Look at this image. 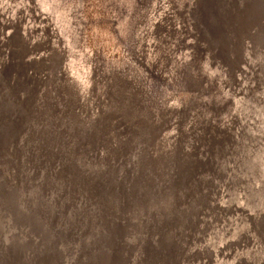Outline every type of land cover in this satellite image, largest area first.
<instances>
[{"label": "rangeland", "instance_id": "1", "mask_svg": "<svg viewBox=\"0 0 264 264\" xmlns=\"http://www.w3.org/2000/svg\"><path fill=\"white\" fill-rule=\"evenodd\" d=\"M77 1L78 0H68V1L67 0H60V1L59 0H0V104L1 101L6 100L7 102L9 99H10V104L15 103L14 107L13 106L10 107V111L6 119L12 121L15 120L14 122L16 123V118H17V120H19L20 122L19 125L17 126V131H18L17 138H14V140H11L9 138L8 140L5 139L3 140V142L2 141L0 142V146L2 145L3 147V150L0 148V152L2 153L1 156L4 155V157L0 158V167H1L0 168V201H3L2 199H4L2 191L9 193V196L7 197L8 199L10 198V203L8 201L9 210L11 211L13 210L15 212V217L19 218L17 219V221L14 222V224L12 222L11 216L7 217V221H5V217H3V215H5L6 211L4 208L0 206L2 208V209L0 208V215L2 217V220L0 219V253L2 254L6 253L7 255L10 254L12 258L10 260L14 261V259L15 260L18 259L17 260L18 264H95V263H91L90 262L91 260L89 258L90 257L89 254H91L92 251V246L93 248L100 246L98 251L99 254L100 252H103L102 250L105 251V249L108 248L109 254L111 253L115 261V262L112 261V264H154L152 263L154 262V260H156L155 264H239L240 259H238V257L241 256L240 250H243L244 248H246V251L248 252L245 253L247 255V258H251L252 256L251 251L254 250L263 253L264 233L260 227L264 226L263 224L264 217L262 216L259 217V214L257 213L262 210L264 203L262 204L260 203V205L256 207H251L249 203H248L249 205L247 204V206H244L245 201L248 200L247 196L250 192L248 188L250 187L252 188L253 191L256 190V193H258L260 187L261 176L259 178L258 174L256 175L251 173L250 170L249 169H248L249 171L246 170L245 167L246 156H248L254 150V137L252 136L253 126L249 125L248 128H245L244 123H242L241 121L240 122L237 121L235 124H233V133L235 134L236 139L234 138L233 140H231V142L229 141L230 145L234 147L231 148L228 146L225 152H223V156H217L214 159H212L213 154L209 150V148L213 146L211 143L212 138H210L211 130L214 129L215 131L216 129L221 130V127L225 126L226 121L231 116L233 121L236 120L237 101L235 100L236 98H234L233 95L235 94V91L238 90L237 88L239 86L236 82L231 80L232 79L231 77L234 75V73L237 72L236 70L237 67H235L237 65V61L235 65L234 58L235 60H237L239 55H242L243 52H245L246 55L249 54V56L255 54V45L252 36L250 37L242 34L238 38L237 32L234 29L236 27L235 25L236 24L235 17L237 16L236 7L240 5L243 2V0H219V3L216 2L218 7V12L220 15L223 9H225V10H229L232 13V16L233 14L235 16L232 20H230V19H226V15L224 14L222 15L223 17L222 27L219 29L220 32L218 33L219 34L217 38L218 40L211 37V34L207 33L206 31L202 32L196 28L197 17L194 18V16H196L197 14L196 12L197 0H183L185 4H187L186 5L187 7L180 0L177 1L176 0H124V1L123 0L121 1L91 0V2L90 0H79L78 2ZM99 2L101 3V5ZM194 2H195V6H194ZM79 3L83 7L80 6ZM86 3H88V5ZM75 4L78 5L79 7L77 6L76 8ZM180 4L182 6H180ZM85 6L87 7L85 8ZM179 7L181 8L178 10ZM192 7H194V9H192ZM69 9L72 10L69 11ZM77 10L79 11L77 12ZM232 10H235L234 13ZM145 11L148 12L145 14ZM94 12H96V16ZM176 12L179 14H177ZM78 13L81 14L78 15ZM115 13L120 16L116 15ZM154 15L156 17H154ZM187 15H189L190 17ZM71 17L74 18L70 19ZM92 17H96V18H92ZM107 18L108 20H106ZM162 18L164 20H166L167 18L168 22H170V24L172 23V25L168 28L160 25L161 24L160 21L162 20ZM187 18H189L190 20H188ZM91 19L93 20L96 19V20L92 21ZM142 19L145 20L141 22ZM194 20H196V23L194 22ZM104 21L107 23H104ZM120 21L126 23L127 27L125 26V24H122V22ZM16 22L19 23V26L17 25ZM66 22H68L69 24ZM131 22L133 25H131ZM134 22L137 24L136 26L134 25L135 24ZM150 22H151V26H154V28H158L157 29L158 32H161V30L165 29L163 30L164 32L162 31V34L164 35L163 38L164 40L167 41L169 39L168 43L167 41L166 42L164 41L167 44V46L166 44H159L156 42L159 45L155 44V46L157 45L158 48L154 49L153 50L154 52L151 53V56H153L151 57L152 59L150 57H149L150 59L146 58V55L143 53L141 55V49L144 47L143 41L146 38V32L149 26L148 23ZM76 24L79 27L73 26ZM63 25H64V29H63ZM90 25H92V27ZM65 26H67V28ZM176 26H178V29ZM93 28H95V32ZM142 28L145 29L143 30ZM174 28L176 31H174ZM96 29L98 32L96 31ZM119 29L121 30L119 31ZM141 29L143 30L142 33L140 32ZM180 29H182V31H180L181 33L179 32ZM103 30L106 32H103ZM188 31L190 33H188ZM192 31L194 32L193 33L194 37ZM130 32H131L130 36L132 37L129 36ZM132 32L136 34H133ZM86 33L88 35H84ZM96 33L97 35H95ZM167 33L168 35L166 36ZM204 33L206 34L204 35ZM184 35L186 36V38L184 37ZM64 36L66 38H63ZM155 36L157 37V35ZM169 36L172 37L169 38ZM78 37H80V39L82 40L80 41ZM99 37L100 38L103 37V38L100 39ZM92 38L94 40H92ZM130 38H134L135 41L134 39H130ZM140 38L142 39V42ZM183 38L185 41L182 40ZM103 39H105L106 41ZM229 39H231V42L229 41ZM156 40L159 41L158 38ZM177 40H181L182 45L180 43L181 41H177ZM92 41L94 44L90 45ZM132 41L134 42V45ZM192 41H194L195 43ZM43 42L44 44L42 45ZM113 42L114 45L111 44ZM125 42H127L126 44L128 46L125 44ZM185 42L186 44L187 43L188 44L191 43V44L187 46ZM175 43L176 44L178 43V45H176ZM135 44H137L139 48ZM105 45L108 46L109 48H106ZM232 45L235 46V51L231 50ZM168 46H170V48L174 46L175 48L173 47L174 48L173 50V48L170 49L168 48ZM180 46L184 49H181ZM112 47L115 49H113ZM192 47L194 48L192 49ZM188 48H190V50H188ZM96 49L97 51L95 52ZM123 49L126 50L124 51ZM168 49H170L171 52ZM103 50L106 52H104ZM119 50L122 52H120ZM160 50L163 51L164 54ZM184 50H187L188 52L185 51L184 53ZM192 50H194V52ZM83 51L85 53H83ZM125 52L126 53L128 52L126 54L128 57L125 55ZM155 52H157V56ZM168 52L170 53V55ZM191 52L195 53L194 54L195 56ZM138 53L140 56L138 55ZM179 53H181V55ZM159 54H161L162 57ZM171 55H173L172 56L173 59L171 58ZM106 56L108 61L106 60ZM110 56L111 58H109ZM119 56L121 58L126 56L124 57L126 59L124 58L120 59ZM158 56H160L163 59L160 58L159 60ZM179 56H181V58ZM185 56L186 57L189 56L190 58L189 57L186 58ZM82 57L83 60L81 59ZM131 57H133V59H131ZM174 57L175 58L177 57L176 59L179 58L178 60L175 59V62L177 63L173 62ZM114 60H116V62ZM120 60L124 62L122 63V61ZM132 60L134 61L133 63ZM193 60L194 62H192ZM197 60L198 62H196ZM7 61L8 63L9 62L11 63L14 71H11L7 75H5L6 73H1L2 71L1 66L3 63L5 64ZM109 61L113 65H111ZM154 61L158 62L159 64H162L164 62V64L158 66L159 64ZM189 61L190 63H188ZM113 62L115 63V65ZM178 62H179V67H178ZM186 63L188 64V66ZM205 64H208V66H206ZM232 64H234V66ZM116 65L117 67H115ZM121 66H123L124 69ZM156 66L158 67V69ZM102 67L104 70L102 69ZM118 67L120 69L123 70L126 69V70L125 71L120 70ZM138 67H140L141 70L137 72V70H139ZM180 67L181 69L186 68V71L184 70L183 72V69L181 71ZM232 67L235 68L232 69ZM160 68H162L161 72H159ZM151 69L154 71H152ZM109 70L112 72H107ZM120 71L121 72L123 71L122 74ZM177 72L179 73L177 74ZM186 72H187L186 75H180V73L185 74ZM113 73L116 74L114 75ZM159 74H161L162 76ZM109 75L113 79H111ZM171 75H173V77ZM248 75H249V71L247 67H245V70L244 72H242L241 75L243 82L241 86L245 84L244 80L247 79L246 77ZM193 76H195V78H193ZM120 77L121 78L123 77L124 79L123 78L121 79ZM137 77L138 79L136 80ZM140 78L141 80H139ZM167 78H169V81ZM120 79L121 81L124 80L125 82L124 85L121 84V81H119ZM8 80L9 81L14 80V86H12V88L6 86L5 82H7ZM125 80L126 81L128 80V83ZM132 82H134L133 85L136 83L134 86H136L135 88L137 89V91L136 89H134ZM232 83L235 84L234 87ZM130 85H132V87ZM68 86L74 87V91L72 93L73 95L72 94L68 95L65 92L63 93V90H65ZM121 86L124 87L122 88ZM162 87L165 88L162 89ZM130 88L133 89L131 90ZM141 88L144 90H142ZM165 89H167L168 91H166ZM138 90L140 91L141 94L139 93ZM153 90L155 93H152ZM157 90H159L160 94ZM174 90L177 93H174L175 92ZM178 91L180 92L182 91L181 95L180 92L178 93ZM146 92H148L147 93L148 95L146 94ZM165 94L167 96L169 94V96L167 97ZM174 94L176 95V97L174 96ZM65 95L68 96L65 97ZM152 95L154 97H151ZM90 96L92 97L90 98ZM157 96L160 97L159 98L160 100L158 99ZM161 97L164 99H162ZM78 99L83 103H88L89 107L87 106L86 108L87 110L89 109L91 110L90 106H92V110L89 111L90 119L91 116L92 117L98 116V114L100 116L101 113L108 106L111 107L118 106V111L121 110L120 113H122L123 119H125L126 121L123 123L121 122L120 124V122L118 121L119 117L117 119V116L115 115L113 116L112 122L118 121L119 125L123 127L114 128V125L112 123L111 125L112 130L110 129V131H112L110 132L111 140L105 142L106 145L104 144L103 140L102 141L99 140L97 142H93V141L91 142V140H85L84 138H82V135L79 134L77 128L72 126L73 128L72 129L71 126H66L65 123L67 122L65 121L68 119L72 120V118L73 119L75 118L76 122H79V120L81 119L79 116H73L75 113L74 110H72L71 108L68 109L69 107L68 108L65 107L66 105H69V103L71 105L73 104L74 106H76L75 101H78ZM161 99L164 102L161 101ZM185 99L186 101L188 99L189 100L186 102ZM140 100L142 102H140ZM180 100L182 101V103ZM175 101L177 102L180 101L179 103L181 104L177 102L175 103ZM217 101L219 104L217 103ZM158 102L159 103L161 102L163 104L160 103L161 104L160 105ZM167 102H169L170 104ZM173 103L180 105V108L177 106L175 108H178V110L175 109L174 108L175 104L173 105ZM154 104L155 105L157 104L156 107ZM148 105L150 107L151 105L152 106L154 105L155 108L153 107L150 108L148 107ZM23 106H28L27 107L28 109H25ZM48 106L49 108H46ZM171 108H174V110ZM132 109L135 110V112H133ZM193 110H195V112L198 113V115L195 112H193ZM79 111H80V115L83 116L85 111L84 112L83 110H79ZM118 111L114 110L113 112L118 113ZM192 112L193 114L195 113L196 117H198L197 119L200 118L198 120V125L199 128L202 129L201 130L202 133L200 137L201 139L198 141V146L196 148V154L197 156L198 154L202 155L201 153H203L202 151L203 146L205 149L207 148L205 156L211 157L212 165L210 168H208L207 166H210V163L208 162V164L205 166L207 167V174L205 175L206 180L203 183V185H201L202 187L201 193L203 196L200 195L199 198H197L198 201L197 204L195 205L194 210H192L191 208L192 211L189 210L186 212V214L187 213L189 214L191 212V217H192L191 219L193 220L190 219L186 224L184 223V226L180 230V235H179L181 237V238L179 237L180 246L174 248L173 246L166 245V247H171L170 249H172L173 251L171 253H165L162 257H159L160 252L158 251L162 248L159 246L160 242L161 244H163L162 240L165 243H167V241L166 239H164L163 230H162L163 227H161L160 225L161 222L155 219L156 218L155 213L158 211V208L153 207L151 205L146 206L144 202L142 203L143 205L139 204L140 202L136 205L133 204L134 206L129 205L130 209H126V208H123V210L119 209V211H116L117 214H114L113 212H112L113 214L111 212L106 213L105 215L107 216L105 218L102 217L100 218L101 220L98 218L97 220L94 221V224L88 223L89 221L86 220L85 217H80L77 220L71 221L69 225L71 229L66 228L67 219H70L68 212H70V210H72L73 207L72 205L67 206L68 202L64 204V207L67 206V208L65 210L66 212H63V216H60L59 214H57V212L54 211L55 205L59 200L57 199V195H58V189L56 188L57 184L56 185L53 184L54 183L53 181L57 180V175H58L57 172L61 171L64 165L66 166L71 165L72 167L75 165V163L77 164L81 163L84 166L90 167V169L98 168L97 171L101 169V171H103L102 173L103 175L104 174L107 175L109 172L112 171V169H115L117 173L115 174L116 177L121 178V183L122 184L124 183L125 188L127 189V186L129 185L127 182L129 178L128 172L131 171L130 167L132 166L131 169L134 170L138 168L137 162L138 160L139 162H141L140 160L142 157V154L140 152L141 150H144L147 145V142L145 141L144 138L146 137L148 138L149 134L147 135L146 131H148V129L149 131H155L156 132L155 134H157L159 137L157 135L155 136L158 137V139L161 138L160 140H162L163 139L162 135H164V133L172 134L174 132H177V127H178L176 126L177 122L178 121L181 122L180 119H184V117L185 118L188 117V115ZM146 113L147 115H145ZM170 113L172 115L171 117H168L169 118V120L167 119L168 122L166 121L167 123H163L164 117ZM184 113L186 115H184ZM137 114L140 116H138ZM156 115L158 116L159 119L157 118ZM223 116L226 119L223 118ZM85 117L86 118H84L83 121L88 122L89 118L86 115ZM142 117L145 120H143ZM148 119L150 121H148ZM210 119L213 120V123L212 120ZM3 120L4 118L2 115V110L0 108V124H3ZM129 121L131 122V125L136 128V130L133 129L130 130L126 127L129 125ZM153 122L155 126L152 125ZM199 122L201 124H199ZM214 123L216 124L214 125ZM162 124H167V125H165V127L163 128H160ZM210 124L213 126H211ZM174 127L175 129H173ZM213 127L215 128L213 129ZM162 130H167V131H162ZM157 131H159V133ZM117 137L118 140L119 138L121 140V141L119 140L118 145L117 143H115V141H113L114 138ZM156 137H154L153 140L156 139ZM167 139L166 138L163 139L162 143L164 142L165 145L161 143L162 144L161 147H163V149L161 148V150H166V149L170 150L171 148L169 147L171 146L173 147V145H171L173 140L169 139V143L171 142V144H169ZM110 141L114 144L109 143ZM31 145H34V147H32ZM157 145L159 146V143L158 144L155 143L151 146L150 148L151 151L153 149L156 150V151L153 150L151 153L153 152L154 154L157 153V148H155V146ZM163 145L165 146V148ZM46 146L47 148L44 149ZM81 146H83L84 148ZM24 147H26L27 150L26 152L28 153L24 156L25 158L21 159L19 157L20 156L19 151H21L22 148L24 149ZM235 147H236V151H235ZM241 147L246 148V150H244L242 154L238 153V150H240ZM51 149H53L54 152H50ZM102 149H104V152H102L103 151ZM49 152L50 154H47ZM91 153L94 154L93 155L94 157L91 156ZM115 153L116 156H114ZM96 156L97 158L95 159ZM26 157H29L28 162L25 165H22L23 162H25V160L27 159ZM79 158L82 161L79 162L78 161ZM103 158L104 159L106 158L105 160L107 161H105ZM2 160H4L3 163ZM109 162H111V164ZM263 164H264V151L260 154V165L262 166ZM90 174L91 172L89 171L85 172V174L82 175L81 179L83 181L87 179H90V181L91 180L98 181L101 179L99 174H96V176L91 175V177L93 178H90ZM262 178L264 179V175L262 176ZM50 179L51 182L47 183V180L50 181ZM142 180L143 179L141 178V181ZM208 182H210V184H208ZM94 186L91 189L93 192L90 195L95 194L96 196V194H98V190L97 192H95L97 187L96 185ZM253 187L256 189H254ZM149 191L151 193L152 199L153 197L157 198L160 195L158 193L157 188L154 186L150 188ZM161 191H163V187L161 188ZM10 195H12V198L10 197ZM87 197L90 196L88 195ZM95 199L96 198L94 197L93 200L88 199V201H85L84 204L81 205L82 207H79V209H82L83 211L81 213H85L86 215H88V213H91L89 210L95 208L96 204L93 203L97 201ZM98 199H100L99 196ZM261 199H264L263 194L261 196ZM81 200L82 198L78 201L74 200L77 206L81 203ZM49 202L50 203L52 202L51 203L52 206ZM64 207L63 206L61 207L62 210L64 209ZM132 209L134 210V212ZM34 210H40L42 213H44L45 216H49V217L54 213L53 224H52L53 225L52 233H54V240H53L54 243H52V249L49 252L41 251L39 243H41L42 241L41 239L39 241V238H36L34 235L31 234L32 226H30L31 223L29 221V218L25 217L24 219H21L22 216H25L26 213L30 211L34 212ZM263 211L264 209L260 213L264 214ZM102 213L103 212H101L100 214L102 215ZM176 223L177 221L174 222V225ZM10 225L13 226L10 227ZM250 226H251V230H254V232L251 233L252 241L248 240L246 242V246H244V241H246V237H244V233L246 232L248 227L250 229ZM252 227L255 228L253 229ZM79 228L81 229L77 231ZM100 237L107 238L106 240H104L105 244L102 246L99 245ZM31 238H34L35 242ZM23 243H27V246H25L24 244L23 245L24 247H22ZM243 251L245 252V250ZM2 254H0V256Z\"/></svg>", "mask_w": 264, "mask_h": 264}, {"label": "bare ground", "instance_id": "2", "mask_svg": "<svg viewBox=\"0 0 264 264\" xmlns=\"http://www.w3.org/2000/svg\"><path fill=\"white\" fill-rule=\"evenodd\" d=\"M60 1V0H59ZM68 1V0H67ZM79 1V0H78ZM77 1V2H78ZM114 1V0H113ZM118 1V0H117ZM121 1V0H120ZM124 1V0H123ZM177 1V0H176ZM175 1V2H176ZM182 3H184L185 4V2L183 1V0H180ZM250 1V3H252V1L253 0H249ZM64 2V1H63ZM90 2H91V0H90ZM98 2V1H97ZM105 2H107V1H105ZM180 2V3H181ZM187 2V1H186ZM192 2V1H191ZM202 2V0H197V3H196V6H197V14H196V16H194V18L195 17H197V23H196V20H194V22L196 23V28L197 29H199V31H206V32H209V26H210V24H209V22H211V20H209V18L207 17L206 18V15H204V11L206 10V9H204V11H201L202 9H201V7H200V5H202L203 3H201ZM212 2V3H211ZM214 2V3H213ZM248 2V1H247ZM61 3V2H60ZM100 3V2H99ZM143 3H145V2H143ZM159 3V2H158ZM209 3L211 4V5H213L214 4V6H215V4H216V2H215V0H209ZM70 4V3H69ZM87 5H88V3H86ZM92 4V3H91ZM93 4H95V3H93ZM151 4V3H150ZM255 4V5H254ZM73 5V4H72ZM76 5V4H75ZM74 5V6H75ZM79 5H80V3H79ZM100 5H101V3H100ZM115 5V4H114ZM123 5V4H122ZM187 4H185V6H186ZM40 6V5H39ZM74 6H72V7H74ZM77 6L78 5H76V8H77ZM80 6H82V5H80ZM90 6V5H89ZM92 6V5H91ZM94 6V5H93ZM137 6V5H136ZM180 6H182L181 4H180ZM193 6V5H192ZM194 6H195V2H194ZM47 7V6H46ZM71 7V8H72ZM79 7V6H78ZM83 7V6H82ZM87 6H85V8H86ZM97 7V6H96ZM95 7V8H96ZM101 7V6H100ZM131 7V6H130ZM134 7V6H133ZM187 7V6H186ZM202 7H204V6H202ZM61 8V7H60ZM70 8V7H69ZM124 8H125V6H124ZM147 8V7H146ZM181 7H179L178 8V10L180 9ZM185 8V7H184ZM43 9H45V8H43ZM49 9V8H48ZM62 9V8H61ZM87 9H89V8H87ZM99 9V8H98ZM110 9V8H109ZM112 9V8H111ZM128 9H130V8H128ZM127 9V10H128ZM136 9V8H135ZM187 9V8H186ZM192 9H194V7H192ZM191 9V10H192ZM47 10V9H46ZM53 10V9H52ZM67 10V9H66ZM72 10V9H71ZM70 9H69V11H71ZM76 10V9H75ZM85 10V9H84ZM97 10V9H96ZM156 10V9H155ZM191 10H190V12H191ZM240 10V9H239ZM44 11V10H43ZM48 11V10H47ZM51 11V10H50ZM68 11V10H67ZM79 10H77V12H78ZM114 11V10H113ZM112 11V12H113ZM116 11V10H115ZM137 11V10H136ZM135 11V12H136ZM233 11V13H234V10H232ZM53 12V11H52ZM55 12V11H54ZM90 12V11H89ZM97 12V11H96ZM96 12H94V14H95V16H96ZM108 12V11H107ZM110 12H111V10H110ZM121 12V11H120ZM120 12H119V14H120ZM142 12V11H141ZM148 12V11H147ZM146 11H145V14L147 13ZM158 12V11H157ZM188 12V11H187ZM250 12H252V15H249L250 16V18H247V20L249 19V21H252V19L253 18H255V17H260V16H262V15H264V2H262V0H255L254 1V3H253V5H252V8H251V10H250ZM249 12V13H250ZM46 13V12H45ZM74 13V12H73ZM76 13V12H75ZM87 13V12H86ZM93 13V12H92ZM92 13H90V14H92ZM117 13H118V11H117ZM143 13V12H142ZM177 13V12H176ZM181 13V12H180ZM184 13V12H183ZM182 13V14H183ZM81 14V13H80ZM79 13H78V15H80ZM101 14V13H100ZM104 14V13H103ZM107 14V13H106ZM116 14V13H115ZM121 14H123V13H121ZM136 14V13H135ZM141 14V13H140ZM177 14H179V13H177ZM198 14H202L201 15V18H200V15H199V18H198ZM73 15V14H72ZM105 15V14H104ZM116 15H118V14H116ZM181 15V14H180ZM237 15H238V12H237ZM12 16V15H11ZM82 16V15H81ZM112 16V15H111ZM118 16H120V15H118ZM184 16V15H183ZM187 16H189V15H187ZM69 17V16H68ZM83 17V16H82ZM86 17H88V16H86ZM86 17H85V19H86ZM100 17V16H99ZM105 17H107V16H105ZM105 17H104V19H105ZM137 17H138V15H137ZM154 17H156L155 15H154ZM182 17V16H181ZM190 17V16H189ZM74 18V17H73ZM72 17L70 18V19H73ZM81 18V17H80ZM84 18V17H83ZM92 18H96V17H92ZM119 18V17H118ZM125 18V17H124ZM143 18V17H142ZM158 18V17H157ZM169 18H171V17H169ZM180 18V17H179ZM186 18V17H185ZM184 18V19H185ZM103 19V20H104ZM110 19V18H109ZM133 19V18H132ZM150 19V18H149ZM183 19V20H184ZM188 20H190L189 18H187ZM56 20V19H55ZM76 20V19H75ZM92 21H95V20H93V19H91ZM106 20H108V18L106 19ZM105 20V21H106ZM120 20V19H119ZM127 20V19H126ZM128 20H129V18H128ZM145 20V19H144ZM143 19H142V21L141 22H143L144 21ZM157 20V19H156ZM164 19L162 18V20L160 21L161 22V24L160 25H162L163 27H170L171 25H172V23L170 24V22H168V20H167V18H166V20H164ZM174 20V19H173ZM81 21V20H80ZM79 21V22H80ZM98 21V20H97ZM102 21V20H101ZM104 21V23H107V22H105ZM131 21V20H130ZM147 21V20H146ZM19 22V21H18ZM18 22H16L17 23V25L19 26V23ZM55 22V21H54ZM77 22H78V20H77ZM90 22V21H89ZM113 22V21H112ZM120 22H122V21H120ZM132 22H133V20H132ZM132 22H131V25H133L132 24ZM175 22V21H174ZM185 22H187V21H185ZM66 23H68V22H66ZM72 23V22H71ZM74 23V22H73ZM83 23V22H82ZM82 23H80V24H82ZM128 23V22H127ZM130 23V22H129ZM135 23V22H134ZM139 23V22H138ZM183 23V22H182ZM191 23H192V21H191ZM63 24H64V22H63ZM69 24V23H68ZM85 24V23H84ZM92 24V23H91ZM99 24V23H98ZM103 24V23H102ZM122 24H125V26L127 27V25H126V23H123L122 22ZM149 24V26H148V28H147V32H146V38H145V40L143 41L144 42V47L142 48V46H141V55H142V53L143 54H145L146 55V58H148V59H150L151 57H153V56H151V53L152 52H154L153 50L154 49H156V48H158L157 47V45H159V44H166L165 42L167 41V40H164V35L162 34V31L163 30H165V29H163V30H161L160 28V30H161V32H158L157 31V29L158 28H154V26H151V22L150 23H148ZM179 24V23H178ZM194 24V23H193ZM204 24H206V26H207V28H206V26H204ZM208 24H209V26H208ZM100 25V24H99ZM104 25H106V24H104ZM103 25V26H104ZM113 25V24H112ZM135 26L137 25L136 23L134 24ZM142 25V24H141ZM175 25V24H174ZM69 26V25H68ZM73 26H77V24L76 25H73ZM83 26H85V25H83ZM87 26H88V24H87ZM91 27H92V25H90ZM89 26V27H90ZM94 26V25H93ZM97 26V25H96ZM110 26V25H109ZM119 26V25H118ZM123 26V25H122ZM59 27V26H58ZM61 27V26H60ZM66 28H67V26H65ZM70 27V26H69ZM68 27V28H69ZM77 27H79V26H77ZM82 27V26H81ZM120 27V26H119ZM174 27V26H173ZM177 27V29H178V26H176ZM195 27V26H194ZM117 28V27H116ZM124 28V27H123ZM129 28H130V26H129ZM132 28H133V26H132ZM172 28V27H171ZM182 28V27H181ZM189 28V27H188ZM63 29H64V25H63ZM74 29V28H73ZM80 29H82V28H80ZM91 29V28H90ZM94 29V32H95V28H93ZM101 29H104V28H101ZM107 29V28H106ZM111 29H112V27H111ZM110 29V30H111ZM138 29H140V28H138ZM137 29V30H138ZM143 29V28H142ZM141 29V33L143 32V30L145 29H143L142 30ZM190 29V28H189ZM188 29V30H189ZM77 30V29H76ZM87 30V29H86ZM89 30V29H88ZM109 30V31H110ZM121 29H119V31H120ZM129 30V29H128ZM136 30V29H135ZM169 30V29H168ZM173 30V29H172ZM187 30V29H186ZM191 30H192V28H191ZM263 30V28L260 30V32ZM68 31H69V29H68ZM78 31V30H77ZM96 31H97V29H96ZM100 31H102V30H100ZM113 31V30H112ZM170 31H171V29H170ZM174 31H176L175 30V28H174ZM180 31H182V29H180L179 30V32ZM194 31V30H193ZM192 31V34L194 33ZM195 31H196V29H195ZM211 31H213V30H211ZM71 32V31H70ZM69 32V33H70ZM79 32V31H78ZM87 32V31H86ZM89 32V31H88ZM91 32H92V30H91ZM98 32V31H97ZM103 32H106V31H104L103 30ZM102 32V33H103ZM123 32V31H122ZM128 32V31H127ZM164 32V31H163ZM177 32H178V30H177ZM186 32V31H185ZM184 32V33H185ZM220 32V30H218L217 31V33L216 34H218ZM58 33H60V32H58ZM64 33V32H63ZM125 33V32H124ZM133 33V32H132ZM138 33V32H137ZM140 33V34H141ZM145 33V32H144ZM143 33V34H144ZM169 33V32H168ZM168 33L166 34V36L168 35ZM181 33V32H180ZM183 33V34H184ZM187 33V32H186ZM188 33H190L189 31H188ZM197 33H198V31H197ZM200 33V32H199ZM73 34V33H72ZM76 34V33H75ZM79 34V33H78ZM77 34V35H78ZM80 34H81V32H80ZM83 34V33H82ZM90 34H92V33H90ZM111 34V33H110ZM122 34V33H121ZM133 34H136V33H133ZM142 34V35H143ZM170 34V33H169ZM178 34V33H177ZM192 34H191V36H192ZM206 33H204V35H205ZM74 35V34H73ZM84 35H88L87 33L86 34H84ZM83 35V36H84ZM94 35V34H93ZM95 35H97V33L95 34ZM94 35V36H95ZM103 35V34H102ZM113 35V34H112ZM120 35V34H119ZM123 35V34H122ZM128 35V34H127ZM131 35V32H130V34H129V36ZM139 35V34H138ZM155 35H157V37L155 36ZM201 35H202V33H201ZM208 35V34H207ZM212 35V34H211ZM214 35V34H213ZM48 36V35H47ZM66 36V35H65ZM63 37V38H66V37ZM94 36H92V37H94ZM134 36V35H133ZM173 36V35H172ZM172 36H169V38L170 37H172ZM178 36H181V35H178ZM191 36H189V37H191ZM219 35H214L213 37H218ZM85 37V36H84ZM101 37V36H100ZM99 37V38H100ZM107 37H108V34H107ZM112 37V36H111ZM123 37H125V36H123ZM130 37H132V36H130ZM141 37V36H140ZM143 37V36H142ZM145 37V36H144ZM155 37H156V39L158 38L159 39V41H157L156 39H155ZM175 37V36H174ZM184 37L186 38V36L184 35ZM193 37H194V34H193ZM192 37V38H193ZM199 37V36H198ZM69 38V37H68ZM74 38V37H73ZM73 38H70V39H73ZM79 38V40L81 41L82 39H80V37H78ZM88 38V37H87ZM96 38V37H95ZM103 38V37H102ZM102 38H100V39H102ZM113 38V37H112ZM111 38V39H112ZM135 38V37H134ZM134 38H130V39H134ZM179 38V37H178ZM196 38V37H195ZM194 38V39H195ZM200 38V37H199ZM77 39V38H76ZM86 39V38H85ZM97 39V38H96ZM100 39H99V41H100ZM106 39V38H105ZM105 39H103V40H105ZM124 39V38H123ZM126 39V38H125ZM128 39H129V37H128ZM141 39V38H140ZM144 39V38H143ZM166 39V38H165ZM168 39V38H167ZM180 39V38H179ZM187 39H188V37H187ZM202 39V38H201ZM205 39V38H204ZM84 40V39H83ZM92 40H94L93 38H92ZM115 40V39H114ZM122 40V39H121ZM182 40H184V38L182 39ZM261 40H262V38H261ZM260 40V41H261ZM106 41V40H105ZM126 41V40H125ZM134 41H135V39H134ZM165 41V42H164ZM168 41H169V39H168ZM168 41H167V43H168ZM174 41V40H173ZM172 41V42H173ZM176 41V40H175ZM177 41H181V40H177ZM185 41V40H184ZM207 41V40H206ZM229 41L231 42V39H229ZM263 41V40H262ZM261 41V42H262ZM72 42V41H71ZM73 42H74V40H73ZM86 42H87V40H86ZM85 42V43H86ZM95 42V41H94ZM110 42V41H109ZM112 42V41H111ZM120 42V41H119ZM133 42V41H132ZM141 42H142V39H141ZM159 43V44H157V43ZM192 42H194V41H192ZM76 43V42H75ZM88 43H90V42H88ZM100 43V42H99ZM124 43V42H123ZM127 42H125V44H126ZM138 43V42H137ZM181 43V45H182V41L180 42ZM184 43V42H183ZM188 43H189V41H188ZM186 44V42H185V44L188 46V45H190V44ZM195 43V42H194ZM203 43H204V41H203ZM227 43V42H226ZM44 44V42L42 43V45ZM70 44V43H69ZM77 44V43H76ZM92 44H94L93 43V41H92V43L90 44V45H92ZM96 44V43H95ZM112 45H114V42L113 43H111ZM116 44V43H115ZM120 44V43H119ZM139 44H140V42H139ZM155 44H157L156 46H155ZM176 44V43H175ZM174 44V45H175ZM184 44V45H185ZM71 45V44H70ZM85 45V44H84ZM97 45V44H96ZM104 45V44H103ZM102 45V46H103ZM107 45V44H106ZM105 45V46H106ZM117 45V44H116ZM116 45H115V47H116ZM124 45V44H123ZM127 45V44H126ZM133 45H134V42H133ZM135 45H137V44H135ZM169 45V44H168ZM173 45V44H172ZM176 45H178V43L176 44ZM195 45V44H194ZM63 46V45H62ZM65 46V45H64ZM104 46V47H105ZM120 46V45H119ZM122 46V45H121ZM125 46V45H124ZM128 46V45H127ZM140 46V45H139ZM166 46H167V44H166ZM165 46V47H166ZM207 46V45H206ZM233 46V45H232ZM231 46V50H232V47ZM71 47V46H70ZM90 47V46H89ZM93 47V46H92ZM96 47V46H95ZM101 47V46H100ZM137 47H138V45H137ZM159 47H161V46H159ZM174 46H172V48H173ZM74 48V47H73ZM102 48V47H101ZM106 48H109L108 46H106ZM113 48V47H112ZM123 48V47H122ZM139 48V47H138ZM168 48H170V46H168ZM172 48H170V49H172ZM175 48V47H174ZM174 48H173V50H174ZM180 48L181 49H184V48H182L181 46H180ZM194 47H192V49H193ZM89 49V48H88ZM91 49V48H90ZM98 49V48H97ZM97 49L95 50V52L97 51ZM113 49H115V48H113ZM135 49V48H134ZM170 49H168L169 51H170ZM73 50V49H72ZM102 50V49H101ZM112 50V49H111ZM110 50V51H111ZM124 51L126 50V49H123ZM159 50V49H158ZM161 50H163V49H161ZM160 50V51H161ZM166 50V49H165ZM164 50V51H165ZM172 50V51H173ZM188 50H190V48H188ZM233 50H234V48H233ZM76 51V50H75ZM87 51V50H86ZM92 51V50H91ZM104 51V50H103ZM107 51H108V49H107ZM109 51V52H110ZM120 51V50H119ZM156 51V50H155ZM167 51V50H166ZM180 51V50H179ZM185 51H187V50H184V53H185ZM193 52H194V50H192ZM198 51V50H197ZM93 52H94V50H93ZM104 52H106V51H104ZM103 52V53H104ZM108 52V53H109ZM115 52H117V51H115ZM114 52V53H115ZM120 52H122V51H120ZM130 52V51H129ZM133 52V51H132ZM138 52H139V50H138ZM158 52V51H157ZM157 52H155V54H156V56H157ZM161 52H163V51H161ZM171 52V51H170ZM176 52H178V51H176ZM188 52V51H187ZM193 52H191L193 55L195 54V53H193ZM83 53H85L84 51H83ZM87 53V52H86ZM107 53V54H108ZM128 53V52H127ZM126 52H125V55L127 54ZM169 53V52H168ZM167 53V54H168ZM230 53V52H229ZM94 54V53H93ZM96 54V53H95ZM101 54V53H100ZM107 54H105V55H107ZM163 54H164V52H163ZM166 54V53H165ZM172 54V53H171ZM174 54H175V52H174ZM173 54V55H174ZM180 55H181V53H179ZM81 55V54H80ZM92 55V54H91ZM99 55V54H98ZM120 55V54H119ZM138 55H139V53H138ZM137 55V56H138ZM159 55H161V54H159ZM169 55H170V53H169ZM173 55H171V58H172V56ZM249 55V54H248ZM79 56V55H78ZM94 56H96V55H94ZM93 56V57H94ZM101 56V55H100ZM121 56H122V54H121ZM127 56V55H126ZM126 56H124V57H126ZM140 56V55H139ZM184 56V55H183ZM192 56V55H191ZM195 56V55H194ZM102 57V56H101ZM105 57V56H104ZM104 57H103V60H104ZM123 57V58H124ZM128 57V56H127ZM150 57V58H149ZM155 57V56H154ZM159 57V60H160V58L162 57V55H161V57L160 56H158ZM165 57V56H164ZM177 57H178V55H177ZM176 57V58H177ZM180 58H181V56H179ZM186 57V56H185ZM187 57H189V56H187ZM186 57V58H187ZM193 57V56H192ZM250 57H251V55H250ZM249 57V58H250ZM90 58V57H89ZM95 58V57H94ZM109 58H111V56L109 57ZM119 58L120 59H123V58H121L120 56H119ZM141 58V57H140ZM145 58V57H144ZM171 58H170V60H171ZM175 57H174V63H177V62H175V59H176ZM190 58V57H189ZM194 58V57H193ZM196 58V57H195ZM72 59V58H71ZM82 60H83V57L81 58ZM92 59V58H91ZM90 59V60H91ZM98 59V58H97ZM117 59V58H116ZM124 59H126V58H124ZM131 59H133V57H131ZM135 59V58H134ZM152 59V58H151ZM161 59H163V58H161ZM166 59V58H165ZM168 59H169V57H168ZM167 59V60H168ZM173 59V58H172ZM179 59V58H178ZM178 59H176V60H178ZM251 59V58H250ZM102 60V59H101ZM106 60H107V56H106ZM110 60V59H109ZM143 60V59H142ZM142 60H141V62H142ZM169 60V61H170ZM187 60H189V59H187ZM190 60H192V59H190ZM194 60H196V59H194ZM194 60L192 61V62H194ZM71 61V60H70ZM72 61H74V60H72ZM96 61V60H95ZM108 61V60H107ZM106 61V62H107ZM115 62H116V60H114ZM120 61H122V60H120ZM156 61H158V60H156ZM156 61H154V62H156ZM180 61V60H179ZM186 61V60H185ZM184 61V62H185ZM80 62V61H79ZM91 62V61H90ZM100 62V61H99ZM104 62V61H103ZM110 62V61H109ZM119 62V61H118ZM124 61H122V63H123ZM128 62H130V61H128ZM134 61L132 60V63H133ZM161 62V61H160ZM166 62V61H165ZM182 62V61H181ZM196 62H198V60L196 61ZM68 63V62H67ZM77 63V62H76ZM114 63V62H113ZM147 63H148V61H147ZM156 63H158V62H156ZM162 63V62H161ZM188 63H190V61L188 62ZM84 64V63H83ZM92 64V63H91ZM99 64H101V63H99ZM109 64V63H108ZM110 64H111V62H110ZM120 64V63H119ZM159 64V63H158ZM157 64V65H158ZM164 64V62L162 63V64H159L158 66H160V65H163ZM184 64V63H183ZM187 64V63H186ZM198 64V63H197ZM90 65V64H89ZM97 65V64H96ZM95 65V66H96ZM111 65H113V64H111ZM114 65H115V63H114ZM125 65V64H124ZM128 65V64H127ZM155 65V64H154ZM170 65V64H169ZM173 65H175V64H173ZM182 65V64H181ZM206 66H208V64H205ZM104 66H105V64H104ZM108 66V65H107ZM151 66V65H150ZM171 66V65H170ZM187 66H188V64H187ZM229 66V65H228ZM65 67V66H64ZM68 67H69V65H68ZM67 67V68H68ZM98 67V66H97ZM115 67H117V65L115 66ZM121 67H123V66H121ZM157 67V66H156ZM177 67V66H176ZM176 67H175V69H176ZM178 67H179V62H178ZM185 67V66H184ZM237 67V66H236ZM100 68V67H99ZM110 68H112V67H110ZM119 68V67H118ZM125 68H126V66H125ZM135 68V67H134ZM139 68V70H137V72L138 71H140L141 70V68L140 67H138ZM153 68V67H152ZM1 69H2V71H1V73H6L5 75H7L9 72H11V71H14V69H13V67H12V65H11V63L9 62L8 63V61L4 64H2V66H1ZM77 69V68H76ZM98 69V68H97ZM102 69H103V67H102ZM107 69V68H106ZM109 69V68H108ZM120 69V68H119ZM123 69H124V67H123ZM123 69H120V70H123ZM129 69V68H128ZM154 69H155V67H154ZM157 69H158V67H157ZM161 69L162 68H160V70H159V72H161ZM179 69V68H178ZM177 69V70H178ZM180 69H181V67H180ZM179 69V70H180ZM183 69V72H184V70L186 71V68H182ZM182 69H181V71H182ZM83 70H84V68H83ZM96 70V69H95ZM104 70V69H103ZM116 70V69H115ZM114 70V71H115ZM126 70V69H125ZM125 70H123V71H125ZM134 70V69H133ZM143 70V69H142ZM152 70V69H151ZM237 70V69H236ZM16 71V70H15ZM77 71V70H76ZM92 71V70H91ZM117 71V70H116ZM119 71V70H118ZM122 71V72H123ZM129 71V70H128ZM128 71H127V73H128ZM152 71H154V70H152ZM168 71H169V69H168ZM174 71V70H173ZM176 71V70H175ZM19 72V71H18ZM95 72V71H94ZM101 72V71H100ZM107 72H112V71H107ZM121 72V71H120ZM122 72H121V74H122ZM131 72V71H130ZM129 72V73H130ZM149 72H150V70H149ZM230 72V71H229ZM78 73H79V71H78ZM83 73V72H82ZM88 73H89V71H88ZM117 73V72H116ZM116 73H113L114 75L116 74ZM134 73V72H133ZM145 73V72H144ZM152 73V72H151ZM173 73V72H172ZM179 72H177V74H178ZM192 73V72H191ZM119 74V73H118ZM124 74V73H123ZM135 74V73H134ZM140 74V73H139ZM176 74V73H175ZM174 74V75H175ZM187 74V72L185 73V74H181L180 73V75H186ZM196 74V73H195ZM238 74V73H237ZM14 75H15V73H14ZM82 75V74H81ZM105 75H106V73H105ZM111 75V74H110ZM109 75V76H110ZM130 75V74H129ZM137 75V74H136ZM153 75V74H152ZM157 75H158V72H157ZM156 75V76H157ZM159 75H161V74H159ZM167 75V74H166ZM169 75V74H168ZM229 75H230V73H229ZM228 75V76H229ZM69 76H70V74H69ZM97 76V75H96ZM138 76V75H137ZM141 76H142V73H141ZM155 76V75H154ZM162 76V75H161ZM172 77H173V75H171ZM227 76V75H226ZM249 76V75H248ZM248 76L246 77L247 79H245L244 80V83L247 85V86H249V87H251V85H253V84H250L249 85V81L250 80H248ZM111 77V76H110ZM114 77V76H113ZM116 77V76H115ZM118 77V76H117ZM159 77V76H158ZM182 77V76H181ZM231 77V76H230ZM81 78V77H80ZM97 78V77H96ZM100 78V77H99ZM119 78V77H118ZM121 78V77H120ZM123 78V77H122ZM121 78V79H122ZM142 78V77H141ZM141 78L139 79V80H141ZM157 78V77H156ZM164 78V77H163ZM186 78V77H185ZM188 78V77H187ZM190 78V77H189ZM193 78H195V76H193ZM192 78V79H193ZM232 78V77H231ZM70 79V78H69ZM68 79V80H69ZM108 79V78H107ZM110 79V78H109ZM111 79H113L112 77H111ZM121 79L119 80V81H121ZM124 79V78H123ZM126 79V78H125ZM138 79V77L136 78V80ZM147 79V78H146ZM168 79V81H169V78H167ZM64 80V79H63ZM85 80V79H84ZM83 80V81H84ZM135 80V79H134ZM135 80V81H136ZM159 80V79H158ZM9 81V80H8ZM5 82V84H6V86L7 87H10V88H12V86H14V80H11V81H9V82ZM113 81H115V80H113ZM126 81V80H125ZM151 81V80H150ZM186 81V80H185ZM189 81V80H188ZM62 82H64V81H62ZM82 82V81H81ZM110 82V81H109ZM123 82V83H122ZM127 83H128V80L126 81ZM139 82V81H138ZM145 82V81H144ZM154 82V81H153ZM61 83V82H60ZM119 83V82H118ZM124 80L123 81H121V84L122 85H124ZM133 83L134 82H132V85H133ZM167 83V82H166ZM178 83V82H177ZM58 84V83H57ZM63 84V83H62ZM120 84V85H121ZM136 84V83H135ZM134 84V85H135ZM144 84V83H143ZM146 84V83H145ZM170 84V83H169ZM181 84V83H180ZM186 84V83H185ZM233 84V83H232ZM244 84V85H245ZM132 85H130L131 87H132ZM133 85V86H134ZM172 85V84H171ZM175 85V84H174ZM192 85V84H191ZM234 85L235 84H233V87H234ZM140 86V85H139ZM149 86H151V85H149ZM153 86V85H152ZM157 86V85H156ZM183 86V85H182ZM185 86V85H184ZM195 86V85H194ZM122 87V86H121ZM124 87V86H123ZM122 87V88H123ZM128 87H129V84H128ZM136 86H134V89H136L135 88ZM166 87V86H165ZM165 87H162V89L163 88H165ZM171 87V86H170ZM176 87V86H175ZM118 88V87H117ZM148 88V87H147ZM150 88V87H149ZM161 88V87H160ZM177 88V87H176ZM79 89V88H78ZM131 89V88H130ZM133 89V88H132ZM131 89V90H132ZM142 89V88H141ZM146 89V88H145ZM152 89H153V87H152ZM159 89V88H158ZM173 89V88H172ZM171 89V90H172ZM175 89V88H174ZM193 89H195V88H193ZM192 89V90H193ZM54 90V89H53ZM61 90H63V89H61ZM83 90V89H82ZM140 90V89H139ZM138 90V91H139ZM142 90H144V89H142ZM166 91H168L167 89H165ZM170 90V91H171ZM176 90V89H175ZM174 90V91H175ZM178 90V89H177ZM182 90H183V87H182ZM258 90H260L261 92H263V94H260L259 95V92H258ZM256 92H257V96H259L261 99H264V85L262 84V86H261V89H258ZM73 91H74V87L73 86H68L65 90H63V93L65 92V93H67L68 95H71L72 93H73ZM136 91H137V89H136ZM141 91V90H140ZM140 91H139V93H140ZM147 91V90H146ZM158 92H159V90H157ZM163 91V90H162ZM161 91V92H162ZM145 92V91H144ZM180 91H178V93H179ZM247 92H249V90L247 91ZM61 93V92H60ZM111 93H112V91H111ZM138 93V94H139ZM148 92H146V94H147ZM152 93H155L154 92V90H153V92ZM151 93V94H152ZM170 93V92H169ZM174 93H177L176 91L174 92ZM181 93H182V91L180 92V95H181ZM141 94V93H140ZM146 94H144V95H146ZM150 94V95H151ZM159 94H160V92H159ZM158 94V95H159ZM68 95H65V97H67ZM73 95V94H72ZM148 95V94H147ZM166 95V94H165ZM173 95V94H172ZM137 96V95H136ZM139 96V95H138ZM143 96V95H142ZM167 96V95H166ZM165 96V97H166ZM168 96H169V94H168ZM167 96V97H168ZM171 96V95H170ZM174 96L176 97V95L174 94ZM174 96H172V97H174ZM77 97V96H76ZM86 97V96H85ZM92 96H90V98H91ZM151 97H154L153 95L151 96ZM158 97V99L160 98L159 96H157ZM164 97V96H163ZM181 97V96H180ZM81 98H82V96H81ZM162 98V97H161ZM148 99V98H147ZM150 99V98H149ZM162 99H164V98H162ZM161 99V101H163ZM175 99V98H174ZM153 100V99H152ZM151 100V101H152ZM156 100H157V98H156ZM160 100V99H159ZM167 100V99H166ZM168 100H169V98H168ZM172 100H173V98H172ZM176 100V99H175ZM183 100V99H182ZM189 100V99H188ZM187 100V101H188ZM250 100H251V98H247L246 97V102H247V104L250 106ZM97 101V100H96ZM149 101V100H148ZM147 101V102H148ZM154 101V100H153ZM181 101V100H180ZM179 101V102H180ZM185 101H186V99H185ZM184 101V102H185ZM186 101V102H187ZM140 102H142L141 100H140ZM147 102H146V104H147ZM155 102V101H154ZM164 102V101H163ZM173 102H174V100H173ZM177 101H175V103H176ZM179 102H177V103H179ZM139 103V102H138ZM159 103V102H158ZM161 103V102H160ZM159 103V104H160ZM167 103H169V102H167ZM170 103H171V101H170ZM169 103V104H170ZM175 103H173V105L175 104ZM181 103H182V101H181ZM181 103H179V104H181ZM217 103H218V101H217ZM50 104V103H49ZM75 104H76V106H74L73 104L71 105L70 103H69V105H66L65 107L66 108H68V109H72V110H74L75 111V113H74V115L73 116H79L81 119L79 120V122H76V119L74 118H72V120H70V119H68V120H66L65 122H67V123H65L66 124V126H71V128H72V126H74L75 128H77V130H78V132H79V134H81L82 135V138H84L85 140H91V142L93 141V142H97V141H104V144H105V142H108L109 140H111L110 139V132H112V131H110V129H111V125H112V123H113V125H114V128H119V127H121L120 125H119V123H118V121L120 122V124H121V122L123 123V122H125L126 120L125 119H123V116H122V113H120V111L121 110H119L118 111V106L117 107H111V106H108V107H106L105 108V110L101 113V115L99 116V114H98V116H94V117H92L91 116V119H90V113H89V111H91L92 110V106H90V108H91V110L89 109V110H87L86 108H87V106H88V103H83V102H81L79 99H78V101H75ZM151 104V103H150ZM161 104H163V103H161ZM160 104V105H161ZM168 104V105H169ZM188 104V103H187ZM189 104H190V102H189ZM219 104V103H218ZM143 105V104H142ZM155 105V104H154ZM154 105L152 106L151 105V107H153V108H155L156 107V105H155V107H154ZM164 105H165V103H164ZM176 105V106H175ZM174 105V108L175 107H179L180 108V105H177V104H175ZM232 105V104H231ZM138 106H140V105H138ZM146 106V105H145ZM185 106V105H184ZM192 106V105H191ZM218 106V105H217ZM249 106H247L246 105V109H248V108H250ZM25 109H28L27 107L28 106H23ZM89 107V106H88ZM142 107V106H141ZM140 107V108H141ZM144 107V106H143ZM148 107H150L149 105H148ZM150 107V108H151ZM165 107V106H164ZM172 107V106H171ZM183 107V106H182ZM186 107V106H185ZM184 107V108H185ZM234 107V106H233ZM46 108H49V106L48 107H46ZM145 108V107H144ZM143 108V109H144ZM152 108V109H153ZM168 108V107H167ZM174 108H171V109H173L174 110ZM187 108V107H186ZM189 108V107H188ZM228 108H229V106H228ZM6 109H7V107L6 108H4V110L6 111ZM36 109V108H35ZM68 109H67V111H68ZM161 109V108H160ZM175 109H177L178 110V108H175ZM191 109V108H190ZM216 109H217V107H216ZM225 109V108H224ZM231 109H233V108H231ZM79 110H83V112H84V114H83V116H81L80 115V111ZM114 110H117L118 111V113H114L113 111ZM133 110V109H132ZM131 110V111H132ZM135 110H136V108H135ZM135 110H133V112H135ZM146 110V109H145ZM186 110V109H185ZM184 110V111H185ZM189 110V109H188ZM192 110V109H191ZM191 110H190V112H191ZM221 110V109H220ZM226 110V109H225ZM79 111V112H78ZM143 111V110H142ZM151 111V110H150ZM149 111V112H150ZM154 111V110H153ZM165 111V110H164ZM183 111V112H184ZM219 111V110H218ZM228 111V110H227ZM127 112V111H126ZM171 112V111H170ZM178 112V111H177ZM193 112H195V110H193ZM193 112L192 113H190L189 115H188V117H184V115H186L185 113H184V115H183V117H184V119H180L181 120V122L180 121H178L177 122V125L176 126H178L177 127V132H174V133H167V134H165L164 132V135H162V137H163V139L164 138H168L167 140H168V143H169V139H171V140H173V142H172V144H171V142L169 143V144H171V145H173V147L171 146V147H169V148H171L170 150L168 149H166V150H161V148L163 149V147H161L162 146V144H164V142L162 143V141H163V139L162 140H160L161 138H159L158 139V135L157 134H155L156 132L155 131H149V129H148V131H146V134L148 135V138L146 137V138H144L145 139V141L147 142V145H146V147H145V149L144 150H141V154H142V157H141V162H139V160H138V162H137V165H138V168H136L135 170V172H134V175H133V179H132V182L135 184V183H137L138 182V180L136 179V178H138V176L140 175V176H142V177H140V180H141V178L143 179L142 180V183H141V186H139L140 187V193L141 192H143V190H144V186H147V183H148V180H149V182L151 183V185H154V187H156L157 188V190H158V193L160 194L159 195V199H158V202H157V207H158V211L155 213L156 214V220L157 221H159V222H161L160 223V225H161V227H165V225L167 224V223H170V219H171V217H172V214H173V212H174V209H176V212L178 211V214H180L179 215V217H178V219H177V223L173 226V227H171V228H169V227H167V229H166V231H164L163 232V235H164V239H166V240H168L169 242L166 244L163 240H162V243L163 244H161V242H160V247H162L158 252H160V255H159V257H162L165 253H171L173 250L172 249H170L171 247H166V245H171V244H175L177 247L180 245V239H179V235H180V230L182 229L181 227H183L184 226V223H185V220L187 219V214H186V212L187 211H189L191 208H193V206H195V204L197 203V198H198V196H200V194H202V193H200V191L202 190L201 188V185H203V183L205 182V175L207 174V167H205L207 164H203L205 161H206V159H207V156H205L206 154V150H207V148L205 149L204 148V146H203V148H202V151H203V153H202V155H199L198 154V156H197V154H196V149L194 148L195 147V143H196V147L198 146V141L201 139L200 137H201V133H202V129H200L199 128V125H198V120L200 119H197L198 117H196V115H195V113L193 114ZM69 113H70V111H69ZM138 113V112H137ZM140 113V112H139ZM148 113V112H147ZM147 113L145 114V115H147ZM166 113H168V112H166ZM172 113V112H171ZM168 114L167 116H165L164 117V120H163V123H167L168 121H167V119L169 120V118L168 117H171V115L172 114ZM189 113V112H188ZM212 113H215V112H212ZM220 113V112H219ZM219 113H218V115H219ZM231 113V112H230ZM49 114V113H48ZM152 114V113H151ZM154 114V113H153ZM197 115H198V113H196ZM207 114V113H206ZM85 115L89 118V121L87 122V121H83V119L84 118H86L85 117ZM117 116V119H118V117H119V119H118V121L117 122H112L113 120H112V118H113V116ZM119 115V116H118ZM131 115V114H130ZM134 115V114H133ZM138 115V114H137ZM137 115H136V117H137ZM142 115V114H141ZM144 115V114H143ZM144 115V116H145ZM177 115V114H176ZM218 115H216V116H218ZM138 116H140V115H138ZM157 116V115H156ZM179 116V115H178ZM208 116H209V114H208ZM213 116V115H212ZM215 116V115H214ZM224 116H226V115H224ZM223 116V118H225ZM264 112L262 113V115H260V113L258 112V110H256V112H254V114H253V117H254V119L252 120L253 121V123L251 122V124H254V125H256V131H254V133L256 134L254 137V150H253V152H252V154L251 155H249L248 156V158H247V160L245 161V167H246V170H250V172L251 173H253V174H258L259 175V178H260V176L262 177L263 176V173H264V169L263 170H260V167L258 166L259 165V156H260V154L263 152V148H264ZM7 116H4L3 118H6ZM152 117V116H151ZM150 117V118H151ZM182 117V118H183ZM205 117H207V116H205ZM146 118H148V117H146ZM157 118H158V116H157ZM177 118V117H176ZM209 118V117H208ZM218 118H220V117H218ZM222 118V119H223ZM49 119V118H48ZM137 119H138V117H137ZM142 119H143V117H142ZM153 119H154V116H153ZM159 119V118H158ZM178 119V118H177ZM205 119V118H204ZM207 119V118H206ZM221 119V120H222ZM226 119V118H225ZM248 119V118H247ZM87 120V119H86ZM143 120H145V119H143ZM152 120V119H151ZM155 120H156V117H155ZM172 120V119H171ZM210 120H212V119H210ZM213 120H214V117H213ZM213 120H212V123H213ZM17 121H19V120H17V118H16V122ZM148 121H150L149 119H148ZM167 121V122H166ZM176 121V120H175ZM203 121V120H202ZM219 121V120H218ZM223 121V120H222ZM3 122H4V120H3ZM84 122V123H83ZM157 122V121H156ZM159 122V121H158ZM162 122V121H161ZM204 122V121H203ZM220 122V121H219ZM229 122V123H228ZM141 123V122H140ZM175 123V122H174ZM218 123V122H217ZM226 123H228V124H226ZM226 125L223 127V129H222V127H221V131L219 132V130H217L216 129V131H215V127H213V129L214 130H211V135H213V136H215V138L216 137H218L219 139L217 140V141H215V139L213 140V143L212 144H215L216 142H217V147L219 148H223L224 147V145L222 144V140H226V141H223L224 143H226L228 140H227V137H226V139H224V138H222V134L224 133V135L226 134V136H228V134H229V132H230V130H232L233 129V125H231V123H232V116L230 117V118H228V120L226 121ZM246 124H247V126H249V125H251V124H249V122L248 121H246L245 122ZM57 124H59V123H57ZM126 124V123H125ZM199 124H201L200 122H199ZM216 123H214V125H215ZM127 125V124H126ZM144 125H145V123H144ZM149 125V124H148ZM147 125V126H148ZM152 125H154V122H153V124ZM165 125H167V124H162L161 125V127L160 128H163V127H165ZM171 125V124H170ZM211 125V124H210ZM55 126V125H54ZM155 126V125H154ZM159 126V125H158ZM211 126H213V125H211ZM123 127V126H122ZM121 127V128H122ZM128 129H130V130H136V128L134 127V126H132L131 125V122L129 121V125L128 126H126ZM171 127V126H170ZM173 127V126H172ZM207 127V126H206ZM156 128V127H155ZM159 128V129H160ZM168 128H169V126H168ZM205 128V127H204ZM73 129V128H72ZM158 129V130H159ZM165 129V128H164ZM173 129H175V127L173 128ZM206 129V128H205ZM112 130V129H111ZM162 131H167V130H162ZM39 132H40V130H39ZM158 133H159V131H157ZM173 132V131H172ZM232 132V131H231ZM75 133V132H74ZM144 133H145V131H144ZM39 134V133H38ZM121 134V133H120ZM162 134V133H161ZM160 134V135H161ZM114 135V134H113ZM155 135H157L158 137H156ZM223 135V136H224ZM111 137H113V136H111ZM154 137H156V139H158V140H156V139H154L153 140V138ZM161 137V136H160ZM210 137V136H209ZM77 140V139H76ZM119 140H120V138H119ZM119 140H118V137L117 138H114V140L113 141H115V143H117V145H118V142H119ZM160 140V141H159ZM167 140H165V141H167ZM121 141V140H120ZM84 142V141H83ZM201 142V141H200ZM103 143V142H102ZM109 143H112L111 141L109 142ZM158 144L159 143V146L157 145V146H155V148H157V153H155V154H153V156L151 157V156H149L150 154H151V152L153 151V150H155V149H153L152 151L150 150V148H151V146L153 145V144ZM162 143V144H161ZM94 144V143H93ZM97 144V143H96ZM95 144V145H96ZM108 144V143H107ZM112 144H114V143H112ZM112 144H109V145H112ZM168 144V145H169ZM106 145V144H105ZM165 145V144H164ZM163 145V146H164ZM32 147H34V145H31ZM90 146V145H89ZM93 146V145H92ZM114 146V145H113ZM167 146V145H166ZM81 147H83V146H81ZM98 147V146H97ZM111 147V146H110ZM230 147L231 148H233L234 146H232V145H230ZM238 147H239V145H238ZM244 147V146H243ZM243 147H241L240 148V150H238V153H240V154H242V152H244V150H246V148H243ZM1 148V147H0ZM84 148V147H83ZM96 148V147H95ZM164 148H165V146H164ZM110 149V148H109ZM78 150V149H77ZM81 150V149H80ZM99 150V149H98ZM103 151L102 152H104V149H102ZM115 150V149H114ZM183 150V151H182ZM27 150H26V147H24V149L22 148V150L21 151H19V154H20V156H19V154H18V156L22 159V158H25L24 156L28 153V152H26ZM83 151H85V150H83ZM110 151V150H109ZM118 151V150H117ZM156 151V150H155ZM235 151H236V147H235ZM116 152V151H115ZM119 152V151H118ZM124 152V151H123ZM222 152H224V150L222 151ZM99 153V152H98ZM108 153H110V152H108ZM154 153V152H153ZM159 153H161V154H159ZM16 154V153H15ZM81 154V153H80ZM105 154V153H104ZM121 154V153H120ZM123 154V153H122ZM158 154V155H157ZM94 154H92L91 153V156H93ZM110 155V154H109ZM112 155V154H111ZM117 155H118V153H117ZM159 155H161V156H159ZM219 156H223L222 154H218ZM17 156V155H16ZM100 156V155H99ZM114 156H116V153H115V155ZM113 156V157H114ZM120 156V155H119ZM80 157H82V156H80ZM87 157V156H86ZM94 157V156H93ZM105 157H107V156H105ZM109 157V156H108ZM112 157V158H113ZM153 157L154 158H157V157H159V158H157L158 160L156 161V163L154 162V161H150V159H153ZM13 158H14V155H13ZM27 159L25 160V162H23V164L22 165H25L27 162H28V159H29V157H26ZM97 158V156L95 157V159ZM149 158V159H148ZM180 158H181V160H180ZM104 159V158H103ZM106 159V158H105ZM104 159V160H105ZM116 159V158H115ZM67 160H69V159H67ZM99 160V159H98ZM102 160V159H101ZM114 160V159H113ZM112 160V161H113ZM78 161L80 162V161H82L80 158L78 159ZM105 161H107V160H105ZM109 161H110V158H109ZM115 161V160H114ZM17 162V161H16ZM125 162V161H124ZM107 163V162H106ZM110 164H111V162H109ZM114 163V162H113ZM18 164V163H17ZM108 164V163H107ZM157 165V166H156ZM70 166V167H69ZM69 166H65L61 171H60V173L57 175V180L56 181H54V184L56 185L57 184V186H56V188L58 189V195H57V199L59 200L58 202H57V204L55 205V211L57 212V214H59L60 216H63V212H66L65 210H66V208H67V206L69 205H72V210H70V212H68L69 214H70V219H71V221L72 220H77L78 218H80V217H84L85 216V218H86V220H88V221H90V222H93V221H95L96 219H98V215H101L100 213L101 212H103L102 213V215L101 216H99V218H102V217H106L107 215H105L106 213H114V214H117V212L116 211H119V207H118V199H119V197L117 196L118 194H117V192H116V189L118 188V190L117 191H119V186H120V183H121V179L120 178H118V180H117V178H115L113 175H115V174H117L116 173V171H115V169H112V171L111 172H109L108 174H107V172H106V174L107 175H103L102 173V171H97L98 170V168L97 169H95V168H91L90 169V167H87V166H84L83 164H81V163H75V165L74 166H72L71 167V165H69ZM249 167V168H248ZM89 168V169H88ZM161 170V172H160V170ZM162 168V169H161ZM3 169H5V168H3ZM109 169V168H108ZM159 170V171H158ZM248 170V171H249ZM91 172V174H90V178H93V177H91V175L92 176H96V174H99V176H100V178H102V179H100V181L98 180H91V181H86V180H82L81 178H82V175L83 174H85V172ZM139 173H141V174H139ZM88 174V173H87ZM103 175V176H102ZM116 176V175H115ZM95 179V178H94ZM261 179V178H260ZM50 182H51V180H50ZM144 183V184H143ZM75 185V186H74ZM94 185H96V187H97V189H96V191L95 192H97V190H98V194H96V196H95V194H93V195H90L93 191L91 190L92 188H93V186ZM121 185H122V183H121ZM144 185V186H143ZM125 186V185H124ZM129 187L130 186H132V183L130 182V184L128 185ZM88 187H90V188H88ZM95 187V186H94ZM134 187H136V185H133V188ZM163 187V191H161V188ZM75 189V190H74ZM259 189L262 191V193H263V195H264V179H263V182H262V184L260 185V187H259ZM86 190H88L89 192V194L87 193V196L89 195L90 197H87V196H85L86 195ZM91 190V191H90ZM129 191V190H128ZM75 192V193H74ZM94 192V193H95ZM156 192V191H155ZM161 192H162V195H161ZM55 193V192H54ZM125 193V192H124ZM146 193H148V189L146 190ZM200 193V194H199ZM133 194L132 193H130V195H127L126 193L124 194V195H122V196H120L121 198V201H122V205H124V206H126L127 207V209H129L128 208V205L133 201L134 203L135 202H137L136 201V199L138 198V197H133L132 196ZM98 196L100 197V199H98ZM94 197L96 198L95 200H97L96 202H93V203H95L96 205H95V208L94 209H90L89 211L91 212V213H88V215H85V213H82L81 214V212H83L82 211V209H79V207H82L81 205L82 204H84V202L85 201H88V199H94ZM82 198V200H81V203L77 206L76 205V203H75V201L77 200H80ZM255 198V197H254ZM75 200V201H74ZM255 200V199H254ZM68 202V204H67V206H65L64 207V204H66ZM195 202V203H194ZM193 203H194V205H193ZM136 204V203H135ZM189 205H190V207H189ZM64 207V209L62 210V208L61 207ZM78 207V208H77ZM140 207H142V206H140ZM93 211H95V214L94 215H91L92 214V212ZM175 212V213H176ZM112 213V214H113ZM43 215H44V213H43ZM66 215V214H65ZM104 215V216H103ZM45 216V215H44ZM118 217V216H117ZM0 219L2 220V218L0 217ZM5 221H7V218L5 217ZM13 224H14V222H13ZM13 225H10V227H12ZM46 224H44V229L46 228ZM35 228H36V226H34ZM43 226L42 225H40L39 226V228H40V234L43 232L42 230H41V228H42ZM68 227V226H67ZM93 227V226H92ZM169 228V229H168ZM37 229V228H36ZM46 229H49V228H46ZM162 230H163V228H162ZM45 231V230H44ZM37 231H34V230H32V233L34 234V233H36ZM174 232V233H173ZM92 233V232H91ZM173 233V234H172ZM52 235H54L53 233H52ZM166 237V238H165ZM37 238V237H36ZM33 239V241L35 242V239L34 238H32ZM107 238H102V237H100L99 238V245H104L105 243V241L104 240H106ZM173 239H175V241L173 240ZM51 246H52V244H51ZM109 246V245H108ZM43 247H44V249H46V247H47V245H45L44 243H43ZM99 248H100V246H97V247H95V248H93V246H92V251H91V254H89L90 255V259H91V263H95V264H112V261H114V259H113V257H112V255H111V253L109 254V249L107 248V249H105V251L104 250H102L103 252H100V254H99ZM8 251V250H7ZM244 254L245 253H243V254H241V256H239L238 257V259H240L241 257H244ZM7 255V254H6ZM111 255V256H110ZM245 258V260L247 259L246 257H244ZM12 259V258H11ZM161 259V258H160ZM164 259V258H163ZM250 259V258H249ZM249 259H247V260H249ZM251 260V259H250ZM13 261L12 260H10L9 261V263H7V264H13L12 263ZM115 262V261H114ZM113 262V263H114ZM4 261H2L1 259H0V264H6ZM152 263H156V260H154V262H152Z\"/></svg>", "mask_w": 264, "mask_h": 264}, {"label": "water", "instance_id": "3", "mask_svg": "<svg viewBox=\"0 0 264 264\" xmlns=\"http://www.w3.org/2000/svg\"><path fill=\"white\" fill-rule=\"evenodd\" d=\"M246 1V2H245ZM248 1V2H247ZM254 1L255 0H253L252 1V3H250V1L249 0H243V2L240 4V5H238L236 8V13L238 12V15L235 17L234 16V14H233V16H232V13L229 11V10H225V9H223V11H222V13H221V15L219 14V12H218V7H217V3H219V0H215V2H217L216 4H215V6H214V4L213 5H211L210 3H209V0H202V2L201 3H203L202 5H200V7H201V11H204V9H206L205 11H204V15H206V18L208 17L209 18V20H211V22H209V24H210V26H209V24H208V28H207V26H206V24H204V26H206V28L209 30V32H207V33H209V34H212L211 35V37H213L214 35L213 34H216L217 33V31L222 27V15L224 14V15H226V19H230V20H232L234 17H235V19H236V27L234 28L235 29V31L237 32V36H238V38L243 34V35H245V36H252V38L254 39V45H255V54L253 55H251V57L249 56V55H246V53L245 52H243V54L242 55H239V57H238V59L237 60H235V58H234V63H235V65H236V61H237V72L236 73H234V75L232 76V79L231 80H233L234 82H236L237 84H238V90L237 91H235V94L233 95V97L234 98H236L235 100L237 101V108H236V111H237V116H236V120H232V123H231V125H233V124H235L237 121H241L242 123H244V126H245V128H248V126H247V124L245 123L246 121H248L249 122V124H251V122L253 123V119H254V117H253V114H254V112H256V110H258V112L260 113V115H262V113L264 112V99H261L259 96H257V90L258 89H261V86H262V84L264 85V15H262V16H260L259 18L258 17H255V18H253L252 19V21H249V19L247 20V18H250V16L249 15H252V12H250V10H251V8H252V5H253V3H254ZM262 2H264V0H262ZM212 3V2H211ZM214 3V2H213ZM255 5V4H254ZM202 6H204V7H202ZM197 7V6H196ZM198 9V8H197ZM240 9V10H239ZM235 11V10H234ZM250 12V13H249ZM199 15L200 14H198V18H199ZM202 15V14H201ZM201 15H200V18H201ZM196 20H197V18H196ZM263 28V30L260 32V30ZM211 30H213V31H211ZM217 35H219V34H217ZM213 38H215V37H213ZM218 37H216L215 39L216 40H218L217 39ZM261 38H262V40H261ZM262 42H261V41ZM233 48H234V51H235V46H233ZM233 48H232V51H233ZM234 54H235V52H234ZM233 54V55H234ZM251 59H250V58ZM259 63V64H258ZM233 66H234V64H232ZM235 66V67H236ZM235 67H232V69L233 68H235ZM245 67H247V69H248V71H249V76H248V80H250L249 81V85L250 84H253V85H251V87H249V86H247L246 84H245V86H244V84H243V86H241L242 85V72H244V70H245ZM237 73H238V75H237ZM241 86V87H240ZM249 90V92H247ZM258 92H259V95L260 94H263V92H261L260 90H258ZM246 97L249 99V98H251V100H250V106L247 104V102H246ZM8 102V103H7ZM6 102V100L5 101H1V104H0V108H1V110H2V115H3V117L6 115H8V113H9V111H10V107L11 106H15V103H13V104H10V99L8 100ZM246 105L247 106H249L250 108H248V109H246ZM7 107V109H6V111L4 110V108H6ZM4 112V113H3ZM5 113H7V114H5ZM264 117V116H263ZM248 118V119H247ZM15 121V120H14ZM14 121H12V120H9V119H6V118H4V122H3V124H0V142L2 141L3 142V140H5V139H11V140H14V138H17V135H18V131H17V126L19 125V121H17L16 123L14 122ZM229 123V122H228ZM228 123H226V124H228ZM225 124V125H226ZM255 124V123H254ZM254 124H251L252 126H253V137L256 135L255 133H254V131H256L255 129H256V125H254ZM223 127L224 126H222V129H223ZM221 130L219 129V132H220ZM232 131V132H231ZM224 133L222 134V138H224V139H226V137H227V142L226 143H224L223 141H226V140H222V144L224 145V147L223 148H218L217 147V142L215 143V144H212L213 146L211 147V148H209V150L212 152V154H213V158L212 159H214V158H216L217 156H219L218 154H222L223 155V150H224V152H225V150L228 148V146L230 147V142H231V140H233L234 138L236 139V137H235V134L233 133V129L232 130H230V132H229V134H228V136H226V134L224 135ZM210 138H212L211 140H212V142L211 143H213V140L215 139V141H217L219 138L218 137H216L215 138V136H213V135H211V137ZM255 138V137H254ZM252 139V138H251ZM230 141V142H229ZM1 147V149L3 150V147H2V145L0 146ZM47 148V146L44 148V149H46ZM195 149L197 148L196 147V143H195V147H194ZM209 150H208V152H209ZM183 151V150H182ZM263 151H264V148H263ZM4 152V151H3ZM50 152H54V150L53 149H51V151ZM50 152L49 153H47V154H50ZM1 152H0V158H2V157H4V155L3 156H1ZM46 154V155H47ZM153 154L154 153H151L150 155H152L153 156ZM202 154V153H201ZM206 154V153H205ZM209 154V153H208ZM252 154V152L249 154V155H251ZM149 155V156H150ZM248 155V156H249ZM151 156V157H152ZM248 156H246V160H247V158H248ZM157 158H159V157H157ZM157 158H154L153 157V159H150V161L152 160V161H154V162H156L158 159ZM149 159V158H148ZM180 160H181V158H180ZM6 161V160H5ZM248 161V160H247ZM4 162V160H2V163ZM208 162L210 163V166H208V168H210L211 167V165H212V160H211V157H207V159H206V161L203 163V164H208ZM259 167H260V170H263L264 169V164L261 166L260 165V156H259ZM66 165H64V167H65ZM63 167V168H64ZM1 168V167H0ZM132 168V166L130 167V170L131 171H129L128 172V176H129V178H128V184H130V182L132 183V186H127V189L125 188V186H124V183L122 184V185H120L119 186V191H117L118 190V188L116 189V192H117V196L119 197V199H118V207H119V209H122L123 210V208H126L127 209V207L126 206H124V205H122V201H121V197L120 196H122V195H124L125 193L127 194V195H130V193H132L133 195V197H138L137 199H136V201L137 202H135L136 204H138L139 202V204H142L143 202L145 203V205L147 206V205H151V206H153V207H157V202H158V197L157 198H154L153 197V199L151 198V193H150V188H152L154 185H151V183L149 182V180H148V183H147V186H144L143 188H144V190H143V192H141L140 193V187L139 186H141V180H140V177H142V176H138V178H136L137 180H138V182L137 183H133L132 182V177H133V175H134V172L136 171V170H134V169H131ZM100 171H101V169H99ZM57 171V170H56ZM103 172V171H102ZM56 173V172H55ZM58 174L60 173V171L59 172H57ZM139 174H141V173H139ZM263 175H264V173H263ZM115 178H117V180H118V178L119 177H116V176H114ZM262 178V177H261ZM102 179V178H101ZM121 179V178H120ZM51 180V179H50ZM56 181V180H55ZM86 181H90V179H87ZM100 181V180H99ZM119 181V180H118ZM54 182V181H53ZM124 182H126V181H124ZM262 182H263V178L262 179H260V185L262 184ZM47 183H50V181H48L47 180ZM54 184V183H53ZM208 184H210V182H208ZM133 185H136V187H134L133 188ZM75 186V185H74ZM207 187V186H206ZM254 188V187H253ZM148 189V193H146V190ZM249 190H250V192H249V194H248V200L247 201H245V203H244V206H247V204L249 203L250 204V206L251 207H256V206H258V205H260V203L262 204V203H264V199H261V196H262V191L259 189V192L258 193H256V190L255 191H253L252 190V188H248ZM254 189H256V188H254ZM129 190V191H128ZM56 192H57V190H56ZM89 191L88 190H86V195L85 196H87V193H88ZM125 192V193H124ZM202 192V190L200 191V193ZM199 193V194H200ZM262 193V194H261ZM2 194H3V197H4V199H2L3 201H0V206L2 207V208H4L5 209V211H6V213H5V215H3V217H10L11 216V219H12V222H15V221H17V219H19V218H16L15 217V212L12 210H9V203H10V198L8 199L7 197L9 196V193H6L5 191H2ZM200 195H202V194H200ZM203 196V195H202ZM10 197L12 198V195H10ZM255 197V198H254ZM198 198H199V196H198ZM255 199V200H254ZM8 201H9V203H8ZM2 203V204H1ZM50 203V202H49ZM52 203V202H51ZM50 203V204H51ZM133 201L129 204V205H136ZM197 204V203H196ZM195 204V205H196ZM248 204V205H249ZM128 205V208L130 209V206ZM133 205V206H134ZM143 205V204H142ZM194 205V204H193ZM38 206H39V204H38ZM42 206V205H41ZM51 206H52V204H51ZM262 206V205H261ZM0 207V208H1ZM14 207H15V205H14ZM132 207V206H131ZM189 207H190V205H189ZM1 208V209H2ZM158 208V207H157ZM194 208H195V206H193V208H192V210H194ZM249 208V207H248ZM260 208V207H259ZM264 209V206L262 207V210ZM133 210V209H132ZM191 210V209H190ZM191 210V211H192ZM261 210V211H262ZM33 211V210H32ZM32 211H30V212H28V213H26L25 214V216H22V218L21 219H24L25 217L27 218H29V221H30V226H32V228H31V234L32 235H34L35 237H37V238H39V241H40V239H41V243H39V246H40V248H41V251L43 252V251H45V252H49L51 249H52V246H51V244L52 243H54V235H52V232H53V218H54V213H53V215H51L50 217L49 216H44L43 215V213L40 211V210H34V212H32ZM54 211H55V209H54ZM259 211V210H258ZM260 211V212H261ZM8 212V213H7ZM56 212V211H55ZM121 212H123V211H121ZM132 212V211H131ZM133 212H134V210H133ZM176 209H174V212H173V214H172V217H171V219H170V223H167L166 225H165V228L163 227V232L164 231H166V229H167V227H169V228H171V227H173L174 226V222L175 221H177V219H178V217H179V215H178V211L176 212ZM260 212H258L257 214H259V217L260 216H262V217H264V214H261ZM263 213H264V211H263ZM82 214V213H81ZM95 214V211H93L92 212V214L91 215H94ZM68 215L70 216V214L68 213ZM86 215V214H85ZM253 216H254V214H253ZM257 216V215H256ZM0 217H1V215H0ZM46 219H45V218ZM85 217V216H84ZM98 218H99V215L97 216ZM187 219L185 220V224L192 218L191 217V212L189 213V214H187ZM2 218V217H1ZM100 219V218H99ZM97 220V219H96ZM101 220V219H100ZM191 220H193V219H191ZM254 222V221H253ZM70 223H71V219H67V225H66V228H69V229H71V227H69V225H70ZM88 223H90V224H94V221L93 222H88ZM190 223H191V221H190ZM17 224V223H16ZM44 224H46L47 226H46V228H49V229H44ZM173 224V225H172ZM263 224H264V221H263ZM263 224H262V226H263ZM40 225H42L43 227L41 228V230L43 231L41 234H40V228H39V226ZM34 226H36V228L34 227ZM68 226V227H67ZM87 227V226H86ZM73 228V227H72ZM85 228V227H84ZM168 228V229H169ZM182 228V227H181ZM253 229L255 228V227H252ZM261 228V230L263 231V233H264V226L263 227H260ZM68 229V230H69ZM81 228H79L77 231H79ZM32 230H34V231H37L36 233H32ZM45 230V231H44ZM246 230V229H245ZM244 230V231H245ZM84 231V230H83ZM254 232V230H251V226H250V229H249V227H248V229L246 230V232L244 233V237H246V241H244V246H246V242L248 241V240H250V241H252V234L251 233H253ZM174 233V232H173ZM172 233V234H173ZM54 234V233H53ZM258 234H260V233H258ZM32 237V236H31ZM166 238V237H165ZM181 238V237H180ZM32 239V238H31ZM33 240V239H32ZM174 241H175V239H173ZM167 241V243L169 242L168 240H166ZM43 243L45 244V245H47V247H46V249H44V247H43ZM166 243V244H167ZM184 243H185V241H184ZM25 244V246H27V243H23L22 244V247H24L23 245ZM54 245V244H53ZM169 246H173L174 248H177V246L175 245V244H171V245H169ZM180 246V245H179ZM239 249H240V247H239ZM242 249V248H241ZM18 250H20V249H18ZM243 250H245V252L243 251ZM243 250H240V253L241 254H243V253H246L247 251H246V248H244ZM248 253V252H247ZM0 254H2V253H0ZM4 254V255H3ZM1 256H0V259L2 260V261H4L5 263L7 262V263H9V261H10V259H11V255L9 254V255H6V253H3ZM240 254V255H241ZM251 254H252V256H251V260L249 259V258H247V255L246 254H244V257H246L247 259H249V260H245V258L244 257H241L240 258V260H239V264H264V246H263V253H260V251H256V250H254V251H251ZM21 257H22V255H21ZM18 260V259H17ZM17 260H15L14 259V261L12 262L13 264H18L17 263ZM91 260V259H90ZM91 262V261H90ZM6 263V264H7Z\"/></svg>", "mask_w": 264, "mask_h": 264}]
</instances>
